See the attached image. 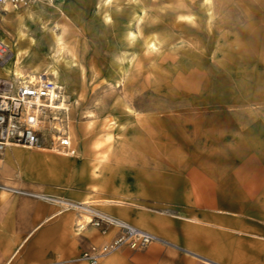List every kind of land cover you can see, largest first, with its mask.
I'll list each match as a JSON object with an SVG mask.
<instances>
[{
  "label": "crops",
  "instance_id": "1",
  "mask_svg": "<svg viewBox=\"0 0 264 264\" xmlns=\"http://www.w3.org/2000/svg\"><path fill=\"white\" fill-rule=\"evenodd\" d=\"M111 1L0 4V38L13 53L2 74L45 72L64 87L82 82L90 67L88 52L118 53L115 39L106 48L98 43L104 35L118 34L106 17ZM254 4L245 8L256 14L254 42L240 39L237 49H229L236 55L224 63L237 74L229 72L221 80L204 76L201 89L174 87L152 107L127 113L107 150L94 149L97 142L84 139L87 129L75 123L80 137L72 144L75 156L37 149L31 159L13 161L8 150L23 148L6 146L2 153L10 163L37 166L47 179H65V185H49L53 188L45 193L52 198L46 202L8 201L0 193V250L2 226L21 229L12 243L15 251L22 249L14 260L1 252L0 264H85L74 257L88 243H106L118 233L116 227L101 232L89 223L75 231L76 223L89 220L85 211L114 215L166 242L122 247L98 264H264V0ZM143 14L142 6L133 17ZM123 30L129 38L136 35L129 24ZM146 43L157 47L154 40ZM133 44L122 50L127 69L134 67ZM100 62L93 66L119 68L114 61ZM110 74L117 77L114 70ZM129 74L127 83L132 82Z\"/></svg>",
  "mask_w": 264,
  "mask_h": 264
},
{
  "label": "rangeland",
  "instance_id": "2",
  "mask_svg": "<svg viewBox=\"0 0 264 264\" xmlns=\"http://www.w3.org/2000/svg\"><path fill=\"white\" fill-rule=\"evenodd\" d=\"M28 1L23 0L18 4ZM255 1L259 0H112L109 2L106 17H108L109 24L113 21L114 27H118V34L104 35L98 43L101 48H106L107 44L111 43V39H115L114 41L118 44V53L110 55L104 50L100 53L88 52L86 63L90 67L81 77L83 81L64 87L66 109L63 117L72 144L80 139L72 128V124L75 123L78 126L81 125L82 129H87L84 139L90 142L96 141L97 143L92 145L101 153L107 150V145L118 139V124L122 121L126 122L123 118H127V113L134 114L136 109L152 107L157 98L166 97L165 93L170 89L174 90V87H181V91H190L192 85H196L201 89L206 85V80H203L204 76L221 80L229 72L237 74L238 69L226 68L224 63L229 56L231 59L234 58L236 53H231L229 49H237L240 39H244L243 42L246 39L254 42L256 38L254 36L256 14L254 10L248 14V9H245L250 6L253 8ZM142 6L144 14L141 19L136 20L133 15L137 8ZM0 11H2L1 7ZM111 16L112 20H110ZM128 24L136 32L133 38L124 35L123 29ZM149 39L156 42V48L147 45L146 41ZM127 43H134V51H129V54L133 55L132 64L134 65L130 69L122 67V60L126 55V52L122 50ZM75 56L78 58V53H75ZM90 56L94 61L89 60ZM102 59L109 65L113 61L114 64L118 63L119 68L103 69L93 66L95 63L101 64ZM81 70L84 71L83 68ZM113 70L117 72V77H111L110 71ZM128 70L130 74L133 73L131 76L129 74L132 77L130 83L126 80ZM102 74L103 77H101ZM112 79L118 81L110 82ZM17 145L23 149L16 147L9 149L11 159L21 156L25 157L22 158L24 161L31 159L30 152L37 151V149L60 154L49 139H46L40 146ZM73 148L75 149L74 146ZM76 154L75 149L70 156ZM0 157H2L0 193L8 201L11 198L12 200L29 198L46 202L52 198L45 193L48 188L52 187L49 185L54 183L56 188H62L65 185V179L54 181L47 179L45 170L42 168L34 166V168L24 169L25 166L21 164L24 166L22 169L19 164L10 163L4 159L6 158L4 153L0 154ZM72 182L75 188L77 180ZM82 213L86 214L87 219L89 218L84 226L91 224L89 221L92 214L88 211ZM77 227L76 223L75 231L79 230ZM19 230L21 229L2 226V250H0L2 258L11 257L14 260L22 254V249L19 247L15 251L16 244L12 243L15 232ZM154 242L166 243L160 238L149 244ZM148 245L135 249H143ZM82 251L83 249L74 257V260L86 264V261L81 259Z\"/></svg>",
  "mask_w": 264,
  "mask_h": 264
},
{
  "label": "built area",
  "instance_id": "3",
  "mask_svg": "<svg viewBox=\"0 0 264 264\" xmlns=\"http://www.w3.org/2000/svg\"><path fill=\"white\" fill-rule=\"evenodd\" d=\"M5 1L0 0V3ZM10 1L18 3L23 0ZM11 52L10 45L0 38V154L11 143L32 147L40 146L46 139L60 152L74 153L63 117L66 109L64 86L47 74L28 75L23 82L14 80L11 75H3L1 66L10 58ZM89 222L101 232L116 227L118 233L106 243L88 244L81 253L86 264H98L103 256L122 246L141 248L160 239L149 231L100 211H92ZM77 226L82 229L84 224L77 223Z\"/></svg>",
  "mask_w": 264,
  "mask_h": 264
},
{
  "label": "bare ground",
  "instance_id": "4",
  "mask_svg": "<svg viewBox=\"0 0 264 264\" xmlns=\"http://www.w3.org/2000/svg\"><path fill=\"white\" fill-rule=\"evenodd\" d=\"M6 1H8V0H6ZM106 1H110V0H106ZM139 15V14H138ZM131 35V34H130ZM11 51H12V48H11ZM12 52H11V55H10V57L12 56ZM42 56V55H41ZM41 58V57H40ZM10 59V58H9ZM8 59V60H9ZM12 59V58H11ZM42 59V58H41ZM41 59H39V60H41ZM7 60V61H8ZM6 61V62H7ZM47 61V60H46ZM5 62V63H6ZM4 63V64H5ZM4 64L1 66V67H3L4 66ZM46 65V64H45ZM45 68V67H44ZM53 72H55V73H57V70H53ZM16 73H18V71H16ZM37 74H44V75H46V73L45 72H27V73H24V74H22V75H15L14 73H12V77L14 78V80H16V81H18V82H23L24 80H25V78L28 76V75H37ZM69 136H70V134H69ZM11 144H14V143H11ZM8 145H10V144H8ZM4 151V150H3Z\"/></svg>",
  "mask_w": 264,
  "mask_h": 264
}]
</instances>
